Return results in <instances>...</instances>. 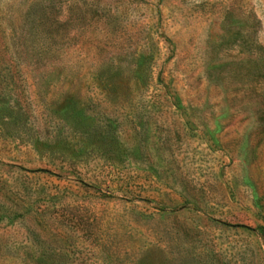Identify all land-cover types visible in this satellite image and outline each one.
<instances>
[{
  "label": "rangeland",
  "instance_id": "374dc122",
  "mask_svg": "<svg viewBox=\"0 0 264 264\" xmlns=\"http://www.w3.org/2000/svg\"><path fill=\"white\" fill-rule=\"evenodd\" d=\"M261 228L264 0H0V264H264Z\"/></svg>",
  "mask_w": 264,
  "mask_h": 264
},
{
  "label": "trees",
  "instance_id": "16d2710c",
  "mask_svg": "<svg viewBox=\"0 0 264 264\" xmlns=\"http://www.w3.org/2000/svg\"><path fill=\"white\" fill-rule=\"evenodd\" d=\"M48 8H49L48 6H45V8L42 7L43 16L42 17L40 16V17L37 18L40 21V24H38V25L42 27V32H41L42 34H41V36L39 38L41 39L42 35H43L42 42L40 43V46H36V48L32 47L30 50L26 51L27 56H29V57H31L33 59H36L37 57H44V58L46 56L47 57H51V55H54L56 53H58V54L60 53L61 54V51H63V50L59 49L57 46L54 45L55 43H57L58 39H61L60 38L61 36L58 34V31H56V29L58 30L59 27L65 26L66 24L69 25V23L72 21V19H70L68 17L67 18L65 17V19H62V18H58V19L56 18L55 19L53 17L51 18L50 12L48 11ZM45 28H50V32H44ZM53 29H55V30L53 31ZM30 32L31 31H29V33ZM68 36L69 35L66 34V35H64L62 37V39L64 37H66V39H67ZM18 48L19 47H16V50ZM37 59H39V58H37ZM103 74L104 73H101V70H99L97 72L96 76H98V80L103 81L102 80ZM106 82L112 84V82H110V80H107ZM72 98H74L72 100L74 104L71 105V108H78V107L83 108V106H81V104H84V103L80 99L78 100L75 97H72ZM67 106H68V104L65 105V107H67ZM116 121L117 120L115 118H112L110 116H106V122H116ZM117 140L118 139L116 138V142H117ZM159 203H161V205H162L161 209H165L166 207H169V204L167 202L159 201ZM240 227H244V228L250 229V230L252 229V228H250L248 226H243V225H241ZM261 231H263V228H261ZM263 234H264V231H263Z\"/></svg>",
  "mask_w": 264,
  "mask_h": 264
}]
</instances>
